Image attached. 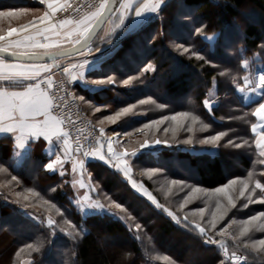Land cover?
Segmentation results:
<instances>
[{
  "label": "trees",
  "instance_id": "1",
  "mask_svg": "<svg viewBox=\"0 0 264 264\" xmlns=\"http://www.w3.org/2000/svg\"><path fill=\"white\" fill-rule=\"evenodd\" d=\"M245 6L248 8H244ZM6 7L7 3L2 4L0 9ZM244 9V12H249V21H243L242 12L239 13ZM262 14L264 0H167L161 14H149L143 27L134 32H130L131 28L128 29L127 25L123 27L120 30L123 35L118 36L120 42L111 55L106 51L112 45L104 43L102 50L98 52L102 56L100 69L90 73V80L115 75L122 81L132 75L139 76L148 63L154 65V72L150 71L133 81L127 89L119 86V83L100 87L98 93H92L87 89L78 91L72 85L78 95L102 108L98 116L114 115L121 108L132 104L137 106L133 110L136 115L130 114L121 117L116 124H107V132L115 129L133 133L136 129L143 128L145 123L181 111L197 117L191 123L192 130L182 137H191V145L164 139L171 147L157 151L156 156L142 151L136 153L131 162L132 171L136 174V181H142V186L151 189L150 183L137 174L140 169L151 168L163 172V177L185 181L205 189L223 187L233 179L245 182L250 177L251 185H255L256 181L264 183V178L259 175L264 171V165L257 163L260 157L251 131L255 117L250 113L257 106L258 100L244 103L237 94L234 83V80L241 83L246 73L242 66L244 60H250L259 53L263 55L261 60L264 64V31L257 25L260 24L258 20ZM197 27L204 29L203 36L196 34ZM213 34L216 36L212 43L204 40V36ZM179 44L205 56L207 62L198 60L195 55L181 54L182 49L177 48ZM221 71L224 76L219 75ZM158 79L163 80L160 89L154 88ZM211 88L217 100L214 110L210 112L205 108L204 100ZM160 92L165 96H161ZM178 97H183V103L173 102ZM142 99H150V102L140 105L139 101ZM107 103L112 104L109 107L111 109L104 108ZM81 110L85 115L83 108ZM139 114H143V117H139ZM204 125H207L206 129ZM150 131L145 129V138L151 136ZM221 131L228 133L219 142L221 146L213 147L198 142ZM133 136L134 139L142 134ZM237 136L250 141L252 147L249 148L247 144L242 149L222 146L229 138L235 139ZM137 149L134 147L128 151ZM211 149H214L212 153L209 151ZM88 159L85 161V169L91 180L89 184L99 185L95 195L84 188L78 189L76 193L66 175L61 177L58 173L45 171L43 162L35 158L27 156L19 164H15L14 158L0 156V166L8 169L5 173L9 178L14 174L20 179L19 186L14 183L6 185V192L1 185L4 182L3 173H0V198H8L7 203H2L0 199V240L3 243L0 264H172L173 261L176 264H233L231 258L223 260L218 247L203 244L196 231L182 228L166 213L156 209L115 168L104 161ZM53 188L56 190L52 191ZM102 193L122 203L133 219L120 220L119 216L124 213L113 216L110 212H81L78 207L80 196L87 194L91 201L99 200L107 205ZM16 194H19L21 203L16 202ZM24 197L28 199L24 200ZM261 197L259 195L255 198ZM22 203L28 204V207H22ZM262 211L264 204L251 205L236 214L243 218ZM65 218L79 225V235H65L60 227L53 233L46 226L47 220L52 219L59 222L61 227H66L63 225ZM135 223L142 225L139 233H135ZM130 226L133 231H129ZM104 234L109 237L121 236L124 241L118 239L112 243L114 245L105 240L98 241ZM135 234L142 236L143 244L135 239ZM162 235L174 236L178 243L184 244V250L188 248V243H192L202 252L201 261H191L181 248L176 250L174 246L167 247L163 244ZM245 237L247 245H250L264 237V231L257 235L250 231ZM238 242L239 245L244 244L241 240ZM28 244L39 250L28 248ZM249 245L239 250L228 243L227 251H233L231 255L243 253L247 264H264L262 250H253Z\"/></svg>",
  "mask_w": 264,
  "mask_h": 264
},
{
  "label": "snow or ice",
  "instance_id": "2",
  "mask_svg": "<svg viewBox=\"0 0 264 264\" xmlns=\"http://www.w3.org/2000/svg\"><path fill=\"white\" fill-rule=\"evenodd\" d=\"M40 4L47 6V11L43 16L39 17L37 23L31 25H23L21 27H10L7 33L0 30V134L9 137L15 142V146L20 149H26L32 142L43 144L47 142L48 154L50 162H46L43 168L47 172H55L59 166L60 176L66 175L64 170V163L73 158L72 172L76 173L78 170L83 174L85 169V161L88 158H95L97 160L104 161L109 166L115 168L117 173H122L123 177L128 178L129 183L133 189L140 191L135 181L131 178V162L133 157L141 149L152 146L148 140L145 139L139 145V149L129 152L128 150L120 151L119 148H124V145L120 141L121 136H131V132H120L115 129H111V134L105 132L104 127L99 128V138L93 136L81 137L75 136V147L69 143V137L73 136L71 128H75L77 121L73 120L69 115L71 105L67 102L69 95L73 96V99L79 101H85V98L81 95H75L70 92V86L75 81H82L96 87H104L109 85H115L122 83L125 86L130 85L133 81L140 79L141 76L147 73L154 72L155 67L152 63H148L143 67L139 76L132 75L127 79L119 81L115 75H108L103 79L85 80V72L87 66L92 62L89 57L93 52L97 53L101 51V47H91L90 44L97 34V30L106 22H110L112 28L109 32L105 33L101 37L103 43L111 44L112 48L106 52L111 55L117 48L120 40L118 39L120 30L125 24V21L129 17H146L149 14L158 16L161 14V9L166 5L167 0H100L99 4L81 5L79 3L72 5L69 0H39ZM118 5V6H117ZM72 9L70 13L71 18L62 19L59 23L54 19L55 14L58 11H67ZM21 11H27V9L13 10V9H0V20L2 19H14L20 15ZM74 14V15H73ZM139 25H133L129 30L134 32ZM199 36L204 35V29L197 27L195 30ZM14 37V39H12ZM207 39H212L207 37ZM114 40L116 43H114ZM67 42L70 47H64V43ZM264 47V46H262ZM178 49H182L181 54L195 55L200 61L207 62L206 57L195 53L192 48L183 44L177 45ZM79 57V58H76ZM65 59L69 60V64L62 63ZM247 63V62H246ZM63 72L67 79L61 80V82L55 85V91H53L54 82L53 75ZM220 76H224V72L219 73ZM236 91L241 94H253L258 97L256 107L251 111L250 115L256 118V122L252 123L251 130L255 136V149L258 150V164L264 165V70H261L258 78L253 76L243 77V82L235 81ZM150 102L149 100H140L139 104L144 105ZM204 106L213 111L211 102L208 99L204 100ZM137 106L132 104L128 107H123L114 115H107L105 119L99 120L100 125L105 123V120L110 124H116L121 117L128 115H136L133 111ZM96 112H100L101 108L96 107ZM191 118L193 122L197 120V117L191 115L189 112L181 111L174 115H165L162 119L152 120L150 123H145L143 128H138L136 131L143 133L145 129H151L160 131L159 126L164 124L165 121L177 122L178 126H183L182 122ZM207 128V125H204ZM188 128V131H191ZM164 132H168V128L163 129ZM175 131V129H173ZM228 133L221 131L215 135H210L205 139H200L198 142L202 145H212L213 147L221 146L219 142ZM155 145L164 144L166 147H171L167 140H161L156 138L154 140ZM177 144L191 145L193 140L191 137L183 140H176ZM247 144L249 148L252 147V143L245 140L243 137L237 136L235 139L229 138L224 147L231 146L234 149H242ZM107 147V151H104V147ZM114 145L117 146L114 148ZM63 153L61 156L59 153ZM195 153V152H194ZM19 156L20 154L17 153ZM55 157L51 159V157ZM19 164V160L16 161ZM11 167V165H9ZM158 169L151 168L148 171V175L151 177ZM6 167L0 166V173L7 172ZM261 177H264V171L259 173ZM10 184L20 185V179L16 175H11ZM91 183V180H90ZM174 185L181 184L180 180L173 179L171 181ZM237 183L236 180H230L223 187L216 188V193L228 198L229 190L233 185ZM243 187L240 190V196H244L245 192L255 193L258 189L261 193H264V183L256 181L254 187H251V177L248 181L242 182ZM76 181H73V187H75ZM80 187L84 188L85 184L80 181ZM192 187V185H188ZM99 185H94L89 188L90 191H97ZM56 189L53 188L52 191ZM31 191V190H30ZM193 192H200L202 189L192 188ZM35 194V193H34ZM147 196L155 208L166 213L176 224L182 228H187L189 231H198L203 241V244H217L215 239L208 236V229L201 225H192L188 220L187 214L183 219L181 216L174 214L167 207H164L159 203L146 189L142 193ZM17 195V203H21L19 194ZM27 200V197L23 198ZM108 203L105 205L100 201L90 202L88 208L91 210H98L101 213L110 212L113 216L118 213H124L120 215V220H132L133 217L128 214V209L120 202H117L113 197H106ZM249 202L252 201L251 195L247 197ZM190 202L189 199L184 200V205ZM264 204V196L258 201ZM46 203V201H45ZM230 206L235 207L232 199H228ZM181 205V207H184ZM22 207H28V204H21ZM228 209L225 208L221 211L220 205L217 204L218 216L214 215L213 220L210 222L211 228H216L218 220H222L227 214ZM63 215V214H61ZM202 216L203 213L201 212ZM264 218V211L260 212L258 216H252L250 220L245 221V224H251L252 221L260 220ZM43 224L44 222L41 221ZM61 227L59 222L52 219L47 220V227L52 229L53 233L57 227H60V231L65 235L72 236L73 234L79 235V225L68 218L63 220ZM142 225L135 223V233H139ZM129 231H133L132 227H129ZM249 232L248 227H244L240 232L243 237ZM222 234V233H217ZM135 239L144 243V239L141 235L135 234ZM151 240V238H148ZM243 243V241H241ZM259 245L264 248V240L258 241ZM247 247V245H245ZM28 248L38 251L39 248H34L32 244L27 245ZM224 247V245H221ZM227 251V249H225ZM233 264H247V258L243 253L240 255L233 254L231 256ZM172 264H176L175 261Z\"/></svg>",
  "mask_w": 264,
  "mask_h": 264
},
{
  "label": "rangeland",
  "instance_id": "3",
  "mask_svg": "<svg viewBox=\"0 0 264 264\" xmlns=\"http://www.w3.org/2000/svg\"><path fill=\"white\" fill-rule=\"evenodd\" d=\"M216 1H218V0H216ZM244 8H248V6H245ZM244 11H246V10L244 9V10L239 11V13L242 12V20L243 21H249L250 20V18L248 17L249 12H244ZM176 16L177 15H175V17ZM178 18H179V16H178ZM31 20H32L31 14H29V13L25 14L23 12H20V15H18L14 19H11V20L2 19V20H0V30L5 32L7 29H9L10 27H13V26L14 27H21V26L29 23ZM258 21H260L259 22L260 24H257V25L261 26V28H260L261 31H264V14H262V16H260V20H258ZM111 28H112V26H111ZM103 36H104V33L102 32L99 37L101 38ZM215 36H216V34H213L211 36H204L203 38H204V40L212 43L215 40ZM207 37H211L212 39L209 40V39H207ZM262 57H263V55L258 53L257 55H254V57L250 58V60H244L242 62V66L245 68V71H246L244 76L247 75L250 78L255 76L256 78H258L260 71L264 70V64L262 63V60H261ZM169 76L171 77L172 75L169 74ZM169 76L167 78H170ZM157 81L158 82H156V84H154V88L160 89V87L163 84V80L158 79ZM242 82H243V78L241 80V83ZM92 86H94V85H92ZM119 86H121L122 88L124 87V89H127L128 87H130V85L124 86L122 83L119 84ZM92 89H94V88H91L90 90H92ZM73 92L75 95L78 96L77 92H76L77 94L75 93L74 90H73ZM236 92L238 95L241 96L244 103L249 102L248 97H251V98L256 97L251 93L245 95V94L239 93L238 91H236ZM160 95L165 96V94L163 92H160ZM206 99H208L211 102L212 107L216 105L217 98L213 92V88H211V90L207 93ZM258 99L259 98L256 97L255 100H258ZM173 102L175 104L183 103V97H178ZM79 103H80L81 108H83V111L85 112V116L92 123V125L98 130V133H99V128L101 126L105 128V126L107 124H110L105 120V123L103 125H100L99 120L105 119L106 116L102 117L103 115H99V116L97 115L99 113L101 114V111L100 112L95 111V108L98 106H96L95 104H93L87 100L86 101H79ZM111 106H112V104L107 103V105L104 108L105 109H111V108H109ZM206 109L209 110L208 108H206ZM139 115H140L139 117H143V114H139ZM192 122L193 121L191 120V118H189L188 120L182 122L183 126H178L177 122L165 121L164 124L159 126L160 131H155V130L150 131V129H148V131H150L149 133L151 136L146 137V138H148L147 140H148L149 144H151L152 146L141 149L140 151H142L143 153H150L152 156H156L157 151H159V150L163 151L164 147H166L163 143L160 145H155L154 140L156 138H159L162 141L164 139H169V140L186 139V138H182L183 134L188 131V128H191L190 126H191ZM255 122H256V118H255ZM164 128H168V132H164L163 131ZM173 129H175V131H173ZM105 132L108 134L111 133V132H107V130H105ZM139 133H141V132H138V131L135 132L134 131L131 136H126V139L124 141H121V143L124 145V148H119L118 150L124 151L125 149L129 150V149L134 148V147H137L139 149L140 143H142L146 139L145 135H147V132H145V130H144V132L141 133L142 136L135 137L134 138L135 140H134L133 135L139 134ZM115 147H117V146H115ZM209 151H211V153H212V151H214V149H211ZM232 160H234V159H232ZM149 170L150 169H140L137 176L139 178L142 177L141 178L142 180H146L150 183V186H151L150 190L148 188H145L144 186H142L143 185V184H141L142 181H141V183L136 181V179H137L135 177L136 174H134V172L132 171V163H131V178L133 181H135L138 188H141V186H142L140 191H137L136 189L135 190L137 192H139L140 194H142L143 190L146 189L159 203H161L164 207H167L174 214L181 216L182 219H183L184 215L187 214V218L190 219L189 221H191V224L189 225L190 227H192V225H197L198 223H200L202 226H205L208 229V236L211 237L212 239H215L218 242L217 244H209V245H211L213 247H218L220 249L221 255H222L224 261H226L228 258H231V253H233V251L232 252L225 251V249H227L228 243H231V245L233 247H235L239 250H242V248H244L245 245H247V243H246L247 240L245 239L246 235L243 237L240 235V232L243 230L244 227H248L249 232L252 231L256 235H257V233L264 231V218H262L260 220L252 221L251 224H245V221L250 220L252 216H258L259 213H255L254 215H251L249 217L246 216L243 218H239L236 214L237 211H243V209H248V207H251V205H261V203L255 202V201L259 200V198H255V197H257L259 195L264 196V193H261L258 189L255 191V193H250V192L246 191L245 195L242 197V196H240V190L243 187V183L241 180L234 179L237 181V183L235 185H233L232 189L229 190L228 198H226L223 195L217 194L215 191L216 188L215 189H205L201 186L193 185V184H190L188 182L181 181V180H180L181 184L174 185L171 183V181L173 179L163 177L162 176L163 172H161L160 170L155 171L153 173V175L150 177L148 175ZM122 176H123V174H122ZM125 179L128 181V178H125ZM0 180H1V177H0ZM2 180L4 182L1 185L4 189H6V192H7V188L5 186L6 185H13V184L9 183L11 181V178H9V176L4 172L2 174ZM188 185H192V187H188ZM75 186H78V185H75ZM91 186H93V185H91V184L85 185L84 189L88 190ZM251 187H254V185H251ZM192 188H199V189H202V191L193 192ZM95 192L91 191L92 195H95ZM105 194L102 193L103 197L105 198L103 200H105V202L108 203V201L106 199L107 195H105ZM250 195L252 197L253 202H249V200L247 199V197ZM144 197L147 198V196H144ZM79 198L82 201L81 200H80V202H78L77 200L76 201L78 202V207L81 210V212H83V213L99 212L98 210H91L88 208V204L90 202H93V201H91V199L89 198V196L87 194H84V196H80ZM189 198H190V202L188 204L184 205V200L189 199ZM229 198L232 199L235 207H232L229 205V203H228ZM0 199H1L2 203L8 202V198L6 196H4ZM217 204L220 205L221 211H223V209H225V208H227L228 211L222 220L217 221L216 228L212 229L210 222L213 220L214 215L215 216L219 215V213H217ZM181 205H184V207H181ZM170 208H172L173 210H171ZM201 212L203 213L202 216L200 215ZM196 232L199 235V232L198 231H196ZM217 233H222V234H217ZM162 236H163L162 239L164 240L163 244H165L167 247L174 246V249H176V248L183 249L184 244L178 243L177 239L174 236H166V237L164 235H162ZM118 239L124 241L121 236L116 235L114 237H109L108 235L104 234L103 236L99 237L98 241L99 240H101V241L105 240L110 245H114L112 243L116 242V240L118 241ZM238 240L243 241L244 244L239 245ZM260 240H264V237H262L261 239H259L257 241H254V242H252V244H250V245L248 244V245L251 246V249H253V250H257V249L262 250V252L264 254V248H262L258 243V241H260ZM1 244H3L2 240H0V246H1L0 250L2 249ZM188 245H189L188 248H185V250L183 249V252H184L183 254L188 259H190L191 261H194V262L201 261V258L203 255L202 252L197 250L192 243L191 244L188 243ZM221 245H224V247H221ZM126 247H127V245H126Z\"/></svg>",
  "mask_w": 264,
  "mask_h": 264
},
{
  "label": "crops",
  "instance_id": "4",
  "mask_svg": "<svg viewBox=\"0 0 264 264\" xmlns=\"http://www.w3.org/2000/svg\"><path fill=\"white\" fill-rule=\"evenodd\" d=\"M8 2H6V0H0V6L2 4L7 3V7L4 9H13V10H21V9H27V11H21L23 13H29L31 14V21L29 23H27L26 25H29L31 27V25H33L34 23H37L39 20L40 16H43L44 13L47 11V6L40 4L39 0H7ZM71 0H69L70 2ZM60 11H58L57 13H59ZM56 13V14H57ZM147 19L146 17H129L126 21L125 24L122 26L121 29H123V27H126L130 29L133 27V25H139L138 28H141L145 25V21ZM111 23L106 21L103 25V27L100 29V33L98 32L97 35L94 37V39L92 40L90 46L91 47H96L97 45H99L101 47V50L103 48L104 43L101 41L100 39V35L103 32L104 35L105 33L109 32L111 30ZM13 28H16L13 26ZM127 29V30H128ZM9 29H7L5 31V34L7 33ZM123 35V34H122ZM14 39V37L12 38ZM64 47H70L71 45H69L67 42L64 43L63 45ZM101 54H98L93 52L92 56L89 57V59L92 61L88 66H87V70L85 72V80H90V73L94 70H99L100 69V64H101ZM79 58V57H76ZM62 63H64L65 65L69 64V60L65 59L64 61H62ZM58 74L53 75L52 79L57 77ZM73 87H75L76 90L78 91H82L83 89H87L89 90V92L92 93H98L101 88L100 87H94L91 84L82 82V81H75L73 83ZM91 88H94L92 90H90ZM75 90V91H76ZM76 93V92H75ZM249 102L254 101L256 99L255 98H251L248 97ZM70 143V141H69ZM258 152V150H257ZM17 153H19L20 155L18 156ZM61 156H63V153H59ZM0 156L3 157H8V159H12L14 158V162L15 164L17 160H19V162H21L22 159H24L25 157H30V158H35L36 160L43 162V164H45L46 162H50V157L48 154V145L47 142H44L43 144H39L36 142H32L28 145V147L26 149H20L17 148L15 146V142L12 141L9 137L0 134ZM74 159H75V155H73ZM55 157H51V159H54ZM88 160H93L96 161L97 159L95 158H89ZM64 170L66 173V176L69 178L70 184L73 185V181H76L75 185V189H76V193L78 192V189H82L80 187V181H83V183L85 185H90V180H89V176L86 174V171L81 174L80 171L78 170L76 173L72 172V164L68 163V161H66L64 163ZM44 169V168H43ZM60 168L59 166L57 167L55 172H49V173H58L60 174ZM92 185V184H91ZM77 196L79 197V195L77 194Z\"/></svg>",
  "mask_w": 264,
  "mask_h": 264
},
{
  "label": "built area",
  "instance_id": "5",
  "mask_svg": "<svg viewBox=\"0 0 264 264\" xmlns=\"http://www.w3.org/2000/svg\"><path fill=\"white\" fill-rule=\"evenodd\" d=\"M100 0H71L69 3L72 5H75L77 3L81 5H89V4H99ZM70 13H72V9L69 8L67 11H60L57 13L54 17L57 23H59L60 20L71 18ZM74 15V14H73ZM67 77L63 72L58 73V76L53 78L54 87L53 91H55V85L59 84L61 80H66ZM70 92H73L72 86H70ZM70 105V111L69 115L72 117L73 120L77 121V125L75 128H71V131L73 133L72 137H69L70 144L73 146V149L75 147L74 140L75 136L78 134L81 137H97L99 138L98 130L92 125V123L87 119V117L84 115V113L81 110V106L78 99H73V96L69 95L68 101ZM122 132V131H120ZM111 134V133H109ZM120 141H124L126 139V136H121ZM115 148V145H114ZM104 151H107V147L105 145ZM74 160V157L72 159L67 160L68 163L72 164Z\"/></svg>",
  "mask_w": 264,
  "mask_h": 264
},
{
  "label": "water",
  "instance_id": "6",
  "mask_svg": "<svg viewBox=\"0 0 264 264\" xmlns=\"http://www.w3.org/2000/svg\"><path fill=\"white\" fill-rule=\"evenodd\" d=\"M117 6H118V5H117ZM103 25H104V24H103ZM103 25L101 26V28L103 27ZM101 28H99V29L97 30V33L100 31ZM96 35H97V34H96ZM96 35H95V36H96ZM95 36H94V37H95ZM93 39H94V38H93ZM232 255H233V254H232ZM232 255H231V256H232ZM231 262H233V261L231 260Z\"/></svg>",
  "mask_w": 264,
  "mask_h": 264
}]
</instances>
